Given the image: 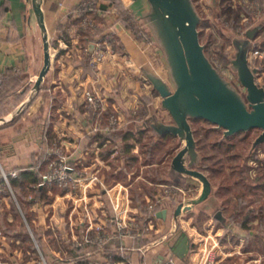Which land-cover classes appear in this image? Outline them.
Wrapping results in <instances>:
<instances>
[{
    "label": "rangeland",
    "instance_id": "1",
    "mask_svg": "<svg viewBox=\"0 0 264 264\" xmlns=\"http://www.w3.org/2000/svg\"><path fill=\"white\" fill-rule=\"evenodd\" d=\"M48 1L49 7H53L52 5L54 4H51L50 0ZM65 1L67 0H59L55 5L58 6V8L62 6L67 8L69 3H64ZM75 1L76 3L72 5V8H74V6H76L79 2V0ZM123 2L128 4L131 0H123ZM143 3L144 5H147L145 0ZM195 3L203 17V22L199 26L200 31H202L201 39L203 43L208 42L209 53L212 55V59H214L216 66H219L221 70L229 67L231 64L230 58L234 53V46L228 35L229 33L244 35L247 28L257 22H260L262 24V28L258 39L264 44V8L262 0H195ZM72 8H70V10ZM80 9L81 8H78V10L76 9L77 11L72 15L71 19L69 18V12L64 14L63 17H60V15L57 14V18L62 19V21H67L66 26H63L68 28L67 31L69 33L70 41H65L63 37L58 40V38L56 39L54 33L51 32L52 52L53 50L61 47L62 41L73 51H71L70 54H66V50L69 48L66 50L58 49V53L53 55V62L56 63L57 67H63L68 66L69 63L67 61H71L74 66H81L83 68V73L81 74L82 76L83 74L94 75L96 69L99 68L100 60L94 49L91 53L86 51L87 44L91 43L90 40L84 44L81 42L82 32L79 29H84L85 26V24L81 21H95L101 25V21L122 20H119L118 17L110 13L101 15L98 10L89 14L88 20L87 18H84L83 20V17H86L87 14H84V9L82 11ZM50 10L52 11V8H49L48 11ZM136 10H139V5H136ZM1 18L3 17H0V19ZM88 30L90 33H94L93 35L99 32V29L95 32H92L90 29ZM72 37L77 39L76 42L72 41ZM116 38L117 37H115V39ZM136 38L138 39V37ZM138 40L142 41L140 39ZM119 42L121 43V41ZM120 45L122 47V51L117 53H112V50L106 49L108 53L105 55V58L113 56L118 59L119 56L125 54L123 44L118 43L119 48ZM71 49H69V51ZM62 53L63 57L61 58V61L58 62L57 56H60ZM87 60L89 61L90 67L86 66ZM95 61L98 62L97 67L95 66ZM254 64L255 65L253 66H258L260 68L258 81L261 84H264V55L260 58V60L255 61ZM162 66H164L162 69L165 71V76H169L167 64H162ZM232 74L235 75V73H231L228 75L229 78L236 81V75L233 76ZM140 76L145 77L141 71ZM57 81H59L58 78ZM147 83L151 84L150 81ZM88 90L89 91L85 94V98L89 111L87 117L89 118L91 116L92 120L90 125V130L92 132L95 130L94 126L98 118L95 115V110L90 105L88 97L89 94H94L100 98L102 97L100 93L98 94L94 91L92 92L91 89ZM152 91L155 93L156 90ZM153 108L158 109L160 113L161 111H165L161 109V100L157 99L155 102L152 101L150 106L147 104L145 107H136L131 113L132 117L130 116V118H134L133 120H136L137 123L143 121L151 113ZM105 112L106 111H104L103 116L105 117V121H107L110 115L105 114ZM165 113L167 115H163L164 119L170 120L171 118L168 112L165 111ZM67 115V113L64 114V116ZM93 115H95V117H92ZM124 117L125 118L120 119L119 125L114 126V128H126L129 117L128 115ZM106 123L107 122L103 123V125ZM192 124L198 143V150L201 154L199 168L210 177L214 186V192L212 196L200 204V206H197L194 210L181 215L178 218L179 226L176 233L181 234L186 232L188 234V232H193L194 235L200 239L201 237H204V235L211 234L213 243L217 242L220 249L224 252H231V255L229 254V256L233 257V264L242 263V259L248 258H258L260 259V263L264 264V225L262 224L259 226L261 219H256L250 222L248 228L242 227L239 223V220L242 219L244 213L246 212L254 211L257 214H261L262 212L264 213V141L258 144L255 148L253 147L254 141L260 135L262 129L254 128L249 131L235 133L225 138L223 128L216 127L208 120L203 118L193 119ZM75 125L76 123L74 126ZM105 129V126L98 128L94 134L96 135V138H99V142L103 139L102 134L110 132L113 128L110 131H104ZM96 133H99V135ZM65 135L67 136L69 133H65L63 131L60 134L61 137L59 136L60 138L57 137V140L54 143L52 141V144L50 145L51 150L53 147V149L58 152L52 156L53 158L50 160L52 162L54 161L55 164L60 165H77L76 168L83 172L80 168L82 167L83 169V164L86 162H94L93 156L95 154L87 153L82 156L79 152L76 153L78 150V148H76L72 155L76 154L77 162L73 161L74 163H71L68 158V150L66 146H64L63 140ZM155 135L156 134L152 129H148V131L144 134L133 136L124 143L107 140V142L102 145V148H100L101 150H99L101 159L98 169L95 168L96 166L90 169V172H96L103 177L108 184L118 180L123 183H130V185L126 187V193L131 200V205L136 206L138 210L144 214L141 216V226H139L137 219H135V221L128 220L126 224H122L121 222L119 225H123L124 227H119L118 235L119 237L138 236L140 237L141 242L148 243V245L157 241H162L164 238L172 235L171 229L174 227V219L171 214L168 223L165 227L160 229V222H158L157 217L155 218L154 216L155 212L153 213L154 215L151 214L152 216L149 217L148 214L143 211V208H148L152 213V211L156 208L155 206L159 204L160 207L156 210L160 211L165 207L171 205L174 206L173 204H176V202L180 200L197 196L202 189L201 184L196 180L176 182L169 175L172 159L183 147L184 142H182L178 137H173L167 139L164 142L165 144L159 145ZM127 145L130 146V150H127ZM78 164H80L81 167ZM0 169L4 175V171L1 167V158ZM258 185H260V187ZM4 187L5 190L6 187L8 188L9 195L0 196V236L5 234L7 230L12 234H8L4 238V240L9 243L6 249L0 250V264H22L19 262V258L21 259V257L30 260V263L25 264H33L37 260V255H39V258L41 257L42 260H44L40 249H37L35 253L25 251L28 247V243L35 240L32 226H30L31 223L34 225L35 222H32V217L31 219L29 218L30 220L23 217L22 222L18 218V211L21 214H24L23 207L25 208L26 205L24 203L22 205L19 197H21L23 201L25 199V202L28 203L25 194L22 192L23 188L17 187L12 183L11 186L5 184ZM106 187L111 188L108 185ZM74 188L72 187L70 189ZM2 197L3 200H1ZM4 197L6 198L4 199ZM248 200H250L249 203ZM2 203H5L6 207H3ZM65 203L67 202H65L64 199H60L57 203H55V206H48L42 210L37 208L39 211H43V213L39 215L40 219L49 223L48 226L51 230H49L51 233L49 235L53 236L51 237L52 240L49 243L51 244L53 242L55 249L59 246L63 247L61 242L63 237L59 233L56 224L61 223L63 226L64 221L62 219L54 220V217H49V214H55L56 218H59L58 211L60 212L63 209L67 210ZM241 204H243L242 207L238 209L237 205L241 206ZM151 205H153L154 208H150L149 206ZM78 206L79 204L77 203L76 207ZM218 209H221L223 215L227 217V224L215 217V213ZM236 210L239 211V216L232 217ZM5 211H8L11 214L10 225L5 222V219H2V215ZM47 217L48 220H46ZM21 225H24L23 232L18 230ZM143 227L145 228L143 229ZM157 230L159 232H157ZM25 231L29 233L28 235L26 234L27 239L24 238ZM99 232L102 231L99 230ZM251 232H257V236L259 235L260 237L258 236L257 239L255 237L253 238ZM89 236L90 235H88V237ZM46 241L48 242V240ZM100 246L102 247V245ZM17 247L21 250H15L16 254L10 255L12 253L11 251ZM246 248L248 250L245 253L243 250ZM236 251H241V253L243 252V255L240 257L239 255L241 253ZM220 256L224 257V253L221 252L220 254H217L215 260L210 261L228 262L226 257L221 259ZM2 257H6L8 260L2 259Z\"/></svg>",
    "mask_w": 264,
    "mask_h": 264
},
{
    "label": "crops",
    "instance_id": "2",
    "mask_svg": "<svg viewBox=\"0 0 264 264\" xmlns=\"http://www.w3.org/2000/svg\"><path fill=\"white\" fill-rule=\"evenodd\" d=\"M57 1L59 0H50L51 4L54 5L49 7V1L45 0L44 9L50 33L53 32L56 39L60 40L59 25L66 26L67 21L57 18V14L63 17L64 14L70 11L76 1H65L64 3H69L67 8L63 6L58 8L55 5ZM16 4L19 5V2H16ZM16 4L12 2L9 11L0 19V77L7 73L10 68L22 72L24 77H26L24 84L30 85L36 79L43 64V49L41 48L38 28L34 26L29 29L24 26L16 12ZM126 5L132 6V1ZM49 8H52V11H48ZM101 22L104 27L103 34L117 37L125 48V54L119 56L118 59L113 56L102 59L94 75L83 74L82 76L83 68L74 66L71 61H67L69 63L68 66L63 67H57L56 63L53 62L54 64L46 78L44 88L31 106L22 113L23 115L21 114L16 123L0 128L2 170H5V168L14 170L17 166L27 167L31 165L35 160V152L40 149L43 138L49 132L51 136L56 137H59L63 131L69 133V135H65L63 141L64 146L68 150V158L71 163L77 162L76 154L72 155L76 148H78L76 153L79 152L82 156L87 153L95 154L93 156L94 162L84 163L83 169L78 164L83 172L74 189H67L64 193L55 194L53 201L50 203H31L29 216L27 217L25 214H22V216L28 220L32 217V222H35L34 226L37 231H42L45 235L53 237L49 235L51 234L49 232V223L40 219L39 215L43 211L39 210L48 206H55V203L60 199H64L68 203H65L67 210L58 211L59 218H56L55 214H49V217L51 216L52 218L53 216L54 220L62 219L64 221L63 226L61 223L56 224L59 233L63 237V240H61L63 247L59 246L55 249L53 242L49 245L45 243V248L53 251V256L49 260L51 261L52 259L54 264H72V261L62 262L60 259L56 260L54 256L70 255L72 253L70 250L74 249L76 240L80 242L83 237H87L94 231L98 233L99 230L109 232L112 238L108 240L105 248H93L85 245L86 252L82 255L83 257L80 256L82 258L79 259L80 262L77 264H108L110 257L108 256V251L117 252V255L126 259L128 264H165L171 257L175 258L178 264H206L210 260H215L217 254L221 252L224 253V257L220 256L221 259L226 257L228 262L230 260L229 264H233V257L229 256L231 252H224L220 249L217 242L213 243L211 234L204 235L200 239L193 232H188V235L190 234L191 249L184 259L177 256L173 251V246L180 233L172 234L170 232L172 235L149 245L141 242L136 236L119 237L118 224L121 222L126 224L128 220L135 221V219L143 216L144 213L140 212L136 206L131 205V200L126 193V187L130 185L129 182L123 183L118 180L108 184L99 174L90 172V169L95 166L98 169L101 159L99 150H101L102 145L98 141L99 138L94 135L95 131L91 132L90 130L92 120L91 116L87 117L89 111L85 94L89 91L88 89H91L92 92L100 93L104 102L105 114L115 113L120 119L128 115L129 120L127 121L126 129L133 128L137 124V121L133 120L134 118H130L134 109L136 107H145L147 104L150 106L152 101L161 100L159 94L156 91L155 93L152 91L155 90L152 85L147 83L149 82L148 79L140 76L142 67L146 64H151L165 79H168L169 76H165V71L162 69L164 67L162 64L166 63L164 53L154 42L139 41L132 29L121 21ZM65 29L67 30L68 28L65 27ZM72 38V41L76 42L77 39ZM67 48L69 47L62 41L61 47L58 49L66 50ZM58 49L53 50V55L58 53ZM69 49L66 50V54H70L73 51L72 49L69 51ZM62 57L63 53L57 56L58 62L61 61ZM57 78L59 81H57ZM19 104L15 105L11 102L13 108L5 115L11 113ZM65 113L68 115L64 116ZM160 114L165 116L166 113L161 111ZM92 117H95V115ZM75 123L76 125L74 126ZM96 134L99 135V133ZM107 185L111 188L106 187ZM1 200H3V197ZM26 200L29 202L30 197H26ZM77 203L79 204L78 207H76ZM10 215L8 211H5L2 215V219H5V222L9 223V225L11 223ZM169 218V215L167 218L157 217V221L160 222V229L165 227ZM46 220H48V217ZM174 227L171 229L172 232ZM18 230L23 232V226L21 225ZM157 232L159 231L157 230ZM8 234L12 233L7 230L5 234L0 236V250L7 248L9 242L4 240V238ZM251 234L256 239L259 236H257V232H251ZM24 238L27 239L26 231ZM32 241L28 243L25 251L35 253L36 249L30 246ZM36 246L37 249L41 250L37 244ZM15 250L19 251L21 249L15 248L10 255L16 254ZM247 250L246 248L243 251L246 253ZM236 252L241 253V251ZM242 255L243 252L239 256L241 257ZM36 258L37 263L33 264L50 263L44 256V260L41 257L40 259L39 255ZM2 259L8 260L6 257H2ZM21 259L19 258V262L22 264L30 263L28 259L22 257ZM248 259H242V263L239 264H261L258 258Z\"/></svg>",
    "mask_w": 264,
    "mask_h": 264
},
{
    "label": "water",
    "instance_id": "3",
    "mask_svg": "<svg viewBox=\"0 0 264 264\" xmlns=\"http://www.w3.org/2000/svg\"><path fill=\"white\" fill-rule=\"evenodd\" d=\"M44 1L11 0V3L19 2L16 12L24 26L38 28L43 64L26 97L11 113L0 117V125L15 120L31 106L52 68L51 35ZM131 1L139 23L164 53L168 79L151 64L144 65L142 73L159 93L161 109L167 111L171 119L165 120L158 109L153 108L136 127L128 129H152L158 137L168 133L178 137L184 145L173 157L169 175L176 182L196 180L202 187L197 196L180 200L157 213L158 217L164 218L172 214L175 226L172 234H176L178 218L200 206L214 192L210 177L199 168L201 154L192 120L203 118L223 128L225 138L260 128L262 132L253 147L264 141V84L258 81L260 68L253 66L249 59L252 48L262 43L258 39L262 24L257 22L250 26L244 35L228 34L234 46L230 66L236 75V83L219 70L206 52L207 45L203 43L199 29L203 17L195 0H145L147 5L144 0ZM215 217L227 224V217L221 209L216 211ZM190 248L189 235L181 233L173 246L174 253L184 259Z\"/></svg>",
    "mask_w": 264,
    "mask_h": 264
},
{
    "label": "trees",
    "instance_id": "4",
    "mask_svg": "<svg viewBox=\"0 0 264 264\" xmlns=\"http://www.w3.org/2000/svg\"><path fill=\"white\" fill-rule=\"evenodd\" d=\"M111 1L110 4L115 5L118 7V13H117V17L119 18V20L121 19L124 25L128 26L129 28H131L132 24L134 23V21H138L135 12L132 10L131 6H127L126 3L123 2V0H109ZM11 0H0V17H3L11 8ZM262 5L264 8V0H262ZM101 7L104 10H108V4L106 2H102L101 3ZM78 10V6H74V8H72L69 11V18L71 19L72 15L74 13H76V11ZM81 11L83 9H80ZM84 13V11H83ZM134 21H133V20ZM264 21V19H263ZM203 22V20H202ZM201 22V24H202ZM200 24V25H201ZM100 29L98 30L99 32H97L95 35H93L94 33H90L89 30L87 29H83L80 28L79 30H81L82 32V36H81V42L82 44L87 43V41H96L99 37L104 36L106 34H103L104 32V27H103V23H101L100 25ZM60 29V38L63 37L65 41H70V37H69V33L68 31L65 29V27L63 25H60L59 27ZM132 29V28H131ZM202 31H200L201 33ZM111 39L113 40V42L116 41L115 37L113 35H111ZM206 43V52L207 54L212 58V55H210L209 53V44L208 42ZM57 45V44H56ZM88 56V55H87ZM214 61V59H213ZM86 66L90 67L89 65V61L87 60L86 62ZM2 83L0 84V117L5 115L6 113H8L13 106H11V102L14 103L15 105L19 104L24 96L28 93L29 89L31 88V85H26L25 80L26 77H24V74L22 72H18L15 71L13 69H8L7 73L3 74L2 76ZM44 88V87H43ZM19 89H21V91H19ZM23 115V114H22ZM21 117V115L16 118L15 120L2 124L0 125V128L2 127H6V126H10L13 125L14 123H16L18 121V119ZM146 131H148V129H140V130H135V129H126V128H120V127H116L113 128L110 132L104 133L102 134V141L100 142V145H104L107 140H111L114 142H126L129 140V138L133 137V136H137L138 134H144ZM154 132V131H153ZM155 133V132H154ZM159 145H163L165 144L164 142L169 139V138H173L176 137L175 135L168 133V134H164L162 136H157L155 135ZM57 140L56 136H51V133L49 132L44 138H43V142L42 145L40 147V149L35 152L34 155V162L27 166V167H15V171H17L18 176L17 177H11V183L13 185H16L17 187H21L23 188L22 192L25 194L26 197H30V201L28 203L25 202V199L23 201V199L21 197V203L23 205H25V208L23 207V212L24 214L28 217L29 216V206L31 203H50L53 201L54 196L56 193H64L65 191H67V188H59L58 185L53 184V185H45L42 187H38L37 185L43 180L44 178V174L47 170V161H48V157H52L54 156V154H50L49 153V147L53 143ZM127 150H130V146L127 145ZM39 165V168H37V166ZM6 172H11L13 170H8L5 168ZM3 177L2 171L0 170V178ZM260 187V185H258ZM5 193H2L1 196H8L9 192H8V188L6 187V190L4 191ZM21 196V195H20ZM250 200H248L249 203ZM244 204V203H243ZM237 205V208H241L242 205ZM3 207H6L5 203H2ZM156 208L154 209V211H149L148 208L145 209V207L143 208L144 212L146 214H148V216H152L154 215L153 213L155 212V218L158 217L157 212L159 210H156L158 207H160V205L158 204L157 206H155ZM156 210V211H155ZM152 214V215H151ZM239 216V211H235V213L232 215V217H238ZM18 218L21 220V222L23 221V216L22 214L18 211ZM141 217L137 219V222L139 224V226H141L140 221H141ZM256 219H261V221L259 222V226H261L262 224L264 225V213L262 212L261 214H257L254 211H249L244 213L242 219L239 220V223L241 224L242 227L244 228H248L249 223L256 220ZM31 223V222H30ZM24 227V225H22ZM32 226V230L34 233V237L36 241H32V243L30 244V246L34 249L37 250V246L36 244L41 248V251L43 253V256L49 260L50 258H52L53 256V251L52 249H46L45 248V243L47 242L46 240H48V245L50 244L49 242L52 240L51 237L45 235L44 232L42 231H37L35 226L31 223ZM145 227H143L144 229ZM26 230V229H25ZM137 232V230H136ZM26 234L28 235L29 233L26 231ZM96 232H91L90 234V238L87 239V237H83L82 240L79 242V240H76V245L74 247V249L72 248L70 250V252H72L70 255L68 256H54V259H60L62 262H69L72 261V264H77L79 263V259L82 258L83 254H85L84 252H86V247L85 245H87V247H93V248H98L101 247L99 245V243L95 242L92 238H94L96 236ZM110 237V236H109ZM139 240L140 237L136 236ZM50 240H49V239ZM112 237H110L108 240H110ZM108 240L105 242V244L101 247V248H105ZM146 242V241H144ZM82 256V257H80ZM108 256L109 257V261L108 264H114L115 261H124L125 264L127 263L126 259L122 258V256L117 255V252H112V251H108ZM70 258H72V260H70ZM49 264H54L52 259L51 261L49 260Z\"/></svg>",
    "mask_w": 264,
    "mask_h": 264
},
{
    "label": "built area",
    "instance_id": "5",
    "mask_svg": "<svg viewBox=\"0 0 264 264\" xmlns=\"http://www.w3.org/2000/svg\"><path fill=\"white\" fill-rule=\"evenodd\" d=\"M103 1L108 4V10L102 9L101 3ZM108 2L109 1H105V0H79V2L76 5L78 6V8L84 9L85 10L84 14H87L86 17H83V20H84V18H87V20H88V17H89L88 15L93 13L95 10H98L99 14H101V15H105V14L110 13V14H114V16L117 17L118 7L115 5H112V4H110V2L109 3ZM81 22L85 24L84 29H87V30L90 29L92 32L97 31L101 27L100 24L98 22H95V21H81ZM131 28H132L134 35H136V37H138V39L145 41L147 43L153 42L151 36L146 31V29L139 23V21H134ZM111 34H113V33H111ZM118 43L122 44L119 42L118 39L115 42H113V40L111 39V35L106 34V35L98 38L96 41H91L90 44H87L86 51L91 53L92 50L94 49L97 52V56H99L98 57L99 60L101 61L102 59L105 58V55L108 53L107 50H109V49L113 51L112 53H117V52L122 51L121 50L122 47L120 45V48H119ZM91 45H93V48H91ZM263 55H264V44L262 42L260 45L254 46L252 48V50L250 51L249 59H250L251 64L255 65L254 62L260 60V58H262ZM97 63L98 62L95 61L96 67H97ZM217 67L219 68V66H217ZM219 70L223 74H225L226 76L230 75L231 73H234L232 71L230 65H229V67H227L223 70H221V68H219ZM232 75L235 76L234 74H232ZM234 82L238 83L237 79ZM1 83H2V77H0V84ZM88 98H89L91 107L95 110L96 117L99 119V121L97 119L95 126H94L95 132L98 128H102L103 126L106 127V129L104 131H110L112 128H114V126L119 125L120 118L115 113H111L109 116V119L107 121H105V117L103 116V114H104L103 100L100 97H97L94 94H89ZM105 122H107V123L105 125H103V123H105ZM96 125H97V127H96ZM57 152L58 151L53 149V147H52V150H51V147L49 148L50 154L55 155ZM51 158H53V157H48V161H47V165H46L47 170L44 174V178L37 186L42 187L45 185L56 184L59 187H63V188H67V189H70L72 187L73 188L76 187V185L80 179V175L82 174V172L76 168L77 165L74 166L72 164H68V165L55 164L54 161L52 162L50 160ZM37 168H39V165L37 166ZM3 171H4V175L2 178H0V196L5 191V187H4L5 184L11 186V180H10L11 177H17L18 176V173L15 170H13L11 172H6L3 169ZM149 207L154 208L153 205H151ZM120 226H123V225L118 224V229ZM120 228H122V227H120ZM109 236H110V234L107 231H102V232H98L96 234V236L92 239L95 242H97L103 246L105 244V242L109 239ZM89 238L90 237H88L87 239H89ZM124 263H125L124 261L114 262V264H124ZM165 264H177V261L175 258L171 257L167 260V262ZM208 264H229V263L225 262V261H222V262L210 261Z\"/></svg>",
    "mask_w": 264,
    "mask_h": 264
}]
</instances>
